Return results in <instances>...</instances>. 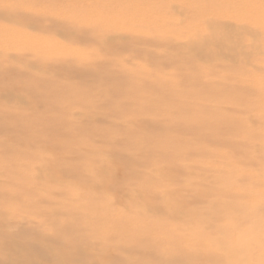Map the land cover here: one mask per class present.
<instances>
[{"label":"rangeland","instance_id":"1","mask_svg":"<svg viewBox=\"0 0 264 264\" xmlns=\"http://www.w3.org/2000/svg\"><path fill=\"white\" fill-rule=\"evenodd\" d=\"M69 1L0 0V223L50 234L48 243L62 247L72 230L53 235L54 223L86 220L87 235L92 227L112 233L120 220L131 247L112 254L125 259L121 264L131 257L136 264H264V0H257L262 8L250 6L253 0ZM135 1L141 8L131 6ZM206 34L240 41L245 52H253L252 43L258 49L247 62L211 63L209 50H196ZM149 74L154 84L146 97L169 94L173 99L155 103L168 113L190 98L212 122L239 127L198 138L166 120L171 131L159 130L141 109L138 90ZM203 84L205 92L196 87ZM192 85L199 95L191 98ZM147 194L164 199L162 206ZM173 201L199 222L171 216ZM77 206L87 209L82 219L66 222L65 209L80 212ZM103 247L95 252L110 248Z\"/></svg>","mask_w":264,"mask_h":264},{"label":"bare ground","instance_id":"2","mask_svg":"<svg viewBox=\"0 0 264 264\" xmlns=\"http://www.w3.org/2000/svg\"><path fill=\"white\" fill-rule=\"evenodd\" d=\"M64 1V0H63ZM130 1H132V0H130ZM134 1V0H133ZM243 0H241V2H242ZM69 2H71V0L69 1ZM71 3H74V2H71ZM77 3H79V2H77ZM81 3H83L82 1H81ZM84 3H85V1H84ZM87 3V2H86ZM108 3V2H107ZM117 3V2H116ZM128 3V2H127ZM138 3V2H137ZM136 3V1H135V3L134 2H132V4L131 3H128V4H131V6L133 5V6H142L141 4H137ZM175 3V2H174ZM215 3V2H214ZM75 4V3H74ZM97 4V3H96ZM120 4V3H119ZM122 4V3H121ZM213 4V3H212ZM215 4H218V2H216ZM83 5V4H82ZM88 5V4H87ZM95 5V4H94ZM102 5V4H101ZM100 5V6H101ZM103 5H105V3L103 4ZM111 5V4H110ZM144 5V4H143ZM169 5V4H168ZM196 5V4H195ZM214 5V4H213ZM223 5V4H222ZM243 5H245V4H242V6ZM250 6H254L253 8H262L261 6H263V5H260L259 6V4H258V2H257V0H253V3L252 4H249ZM90 6V5H89ZM92 6V5H91ZM116 6V5H115ZM144 6H146V5H144ZM202 6V5H201ZM208 6V5H207ZM241 6V7H242ZM84 7V6H83ZM86 7H88V6H86ZM104 7V6H103ZM112 7V6H111ZM147 7H148V4H147ZM214 7V6H213ZM215 7H217V5H215ZM117 8V7H116ZM123 8V7H122ZM141 8V7H140ZM205 8H206V6H205ZM219 8V7H218ZM243 8V7H242ZM245 8H246V6H245ZM60 9V8H59ZM72 9V8H71ZM215 9V8H214ZM213 9V10H214ZM220 9V8H219ZM62 10V9H61ZM98 10V9H97ZM206 10V9H205ZM50 11H52V10H50ZM112 11V10H111ZM153 11V10H152ZM157 11V10H156ZM212 11V10H211ZM74 12H75V10H74ZM113 12H115V11H113ZM207 12V11H206ZM48 13V12H47ZM71 13V12H70ZM117 13H119V12H117ZM212 13V12H211ZM69 14V13H68ZM132 14V13H131ZM155 14V13H154ZM161 14V13H160ZM105 15V14H104ZM151 15V14H150ZM213 15V14H212ZM152 16V15H151ZM196 16V15H195ZM200 16V15H199ZM164 17V16H163ZM198 17V16H197ZM43 18V17H42ZM71 18V17H70ZM130 18V17H129ZM179 18H180V16H179ZM200 18V17H199ZM217 18V17H216ZM251 18V20L252 21H249L248 19V21L247 22H249V23H251V24H255V25H257L258 23H259V21H258V19L257 20H253L252 19V17H250ZM157 19V18H156ZM159 19V18H158ZM168 19V18H167ZM166 19V20H167ZM197 19V18H196ZM160 20V19H159ZM171 20H173V19H171ZM177 20V19H176ZM198 20V19H197ZM99 21V20H98ZM120 21V20H119ZM196 21V20H195ZM194 21V22H195ZM223 21V20H222ZM153 22V21H152ZM258 22V23H257ZM198 23V22H197ZM138 24V23H137ZM160 24H161V22H160ZM176 24V23H175ZM156 26V25H155ZM168 26V25H167ZM179 26V25H178ZM264 26V25H263ZM102 27H103V25H102ZM143 27V26H142ZM152 27V26H151ZM166 27V26H165ZM243 28L245 27V26H242ZM153 28V27H152ZM177 28V27H176ZM180 28V27H179ZM198 28V27H197ZM201 28V27H200ZM168 29H169V27H168ZM174 29V28H173ZM150 30V29H149ZM156 30H158V29H156ZM181 30V29H180ZM200 30V32H198V35H199V33H200V35L202 36V34H204L203 32L201 33V29H199ZM203 30V29H202ZM78 31V30H77ZM153 31H154V29H153ZM153 31H151V32H153ZM184 31V30H183ZM190 31V30H189ZM204 31V30H203ZM246 31V30H245ZM107 32V31H106ZM171 32H173V31H171ZM170 32V33H171ZM195 32V31H194ZM92 33H94V31L92 32ZM91 33V34H92ZM98 33H100V31H98ZM165 33V32H164ZM174 33V32H173ZM90 34V33H89ZM119 34V33H118ZM166 34V33H165ZM196 34H197V32H196ZM96 35V34H95ZM102 35H104L103 34V32H102ZM101 35V36H102ZM144 35V34H143ZM148 35V34H147ZM116 36V35H115ZM130 36V35H129ZM149 36V35H148ZM182 36V35H181ZM206 36V38L204 37L202 40H204L203 42H202V44H200L201 42L199 41V46H196L197 47V49L196 50H198L199 52H206V50H209V52L210 53H212V57H211V63H215V61L213 62V60H214V58L215 59H223L222 61H224L225 60V62H235L236 64H240V63H242V62H247V60L248 59H250L251 57V53H253L254 52V50H256V49H258V46H256L257 44H254V43H252V50H253V52H245V51H243L242 49V43L240 42V41H236V42H234L233 40H231V39H221V38H219V37H217V38H215V37H210L209 35H205ZM207 36H209V37H207ZM238 36V35H237ZM100 37V36H99ZM114 37V36H113ZM200 37V36H199ZM203 37V36H202ZM257 37V36H256ZM96 37H94V39H95ZM103 38V37H102ZM177 38V37H176ZM240 38V37H239ZM104 39V38H103ZM129 39V38H128ZM178 39V38H177ZM183 39V38H182ZM242 39V38H241ZM185 40H186V38H185ZM240 40V39H239ZM260 40V39H259ZM108 41V40H107ZM178 41V40H177ZM180 41H182V40H180ZM93 42H94V40H93ZM103 42V41H102ZM116 42V41H115ZM107 43V42H106ZM112 43H114V42H111L110 44H112ZM116 44V43H115ZM163 44V43H162ZM165 44V43H164ZM184 44V43H183ZM91 45V44H90ZM135 45V44H134ZM168 45V44H167ZM166 45V46H167ZM186 45V44H185ZM191 46H192V44H190ZM42 46V45H41ZM53 46V45H52ZM51 46V47H52ZM107 46H108V44H107ZM111 46V45H110ZM142 47H143V45H141ZM165 46V45H164ZM169 46H171V45H169ZM168 46V47H169ZM187 46H189V45H187ZM187 46H186V48H187ZM191 46L190 47H188V51H192V50H190V49H192L191 48ZM193 46H194V44H193ZM163 47V46H162ZM172 47V46H171ZM181 47V46H180ZM50 48V47H49ZM111 48H113V47H110V49ZM184 48V51H185V53H186V51L187 50H185L186 48L185 47H183ZM182 49V48H181ZM194 49V48H193ZM6 50H7V48H6ZM183 50V49H182ZM196 50H194V51H196ZM169 51V50H168ZM113 52V51H112ZM120 52V51H119ZM130 53V52H129ZM133 53V52H132ZM154 53V52H153ZM165 53V52H164ZM208 53V52H207ZM205 54V55H208V54ZM102 54V53H101ZM118 54V53H117ZM142 54V53H141ZM159 54V53H158ZM187 54V53H186ZM193 54V53H192ZM195 54V53H194ZM203 54V53H202ZM132 55V54H131ZM136 55V54H135ZM154 55V54H153ZM152 54H151V56H153ZM163 55V54H162ZM75 56V55H74ZM156 56V55H155ZM161 56V55H160ZM76 57H78V56H76ZM154 57V56H153ZM157 57H159V56H157ZM152 58V57H151ZM180 58V57H179ZM197 58V57H196ZM195 58V59H196ZM200 58V57H199ZM155 59V58H154ZM172 59V58H171ZM178 59V58H177ZM176 59V60H177ZM195 59H193V60H195ZM75 60V59H74ZM160 60V59H159ZM188 60V59H187ZM186 60V61H187ZM189 60L190 61H192L191 60V58H189ZM108 61V60H107ZM110 61V60H109ZM151 61H152V59H151ZM163 61V60H162ZM173 61V60H172ZM174 61H175V59H174ZM189 61V62H190ZM106 62V61H105ZM158 62V61H157ZM188 62V61H187ZM194 62V61H193ZM203 62H205V60L203 61ZM217 62H218V60H217ZM228 62V63H229ZM164 63H165V60H164ZM163 63V64H164ZM192 63V62H191ZM210 63V62H209ZM106 64V63H105ZM108 64V63H107ZM183 64H184V62H183ZM54 65V64H53ZM162 65V64H161ZM165 65V64H164ZM175 65V64H174ZM185 65V64H184ZM196 65V64H195ZM205 65V64H204ZM210 65V64H209ZM208 65V66H209ZM213 65V64H212ZM215 65V64H214ZM213 65V66H214ZM216 65H219V64H216ZM40 66V65H39ZM38 66V67H39ZM48 66V65H47ZM50 66V65H49ZM55 66V65H54ZM100 66V65H99ZM191 66V65H190ZM199 66V65H198ZM244 66V65H243ZM64 67V66H63ZM98 67V66H97ZM101 67V66H100ZM103 67H104V64H103ZM47 68H49V67H46L45 69H47ZM79 68V67H78ZM78 68H77V70H78ZM88 69H89V67H87ZM192 68V67H191ZM195 68V67H194ZM193 68V69H194ZM201 68V67H200ZM214 68V67H213ZM50 69V68H49ZM49 69H48V71H49ZM196 69V68H195ZM42 70V69H41ZM72 71L73 70H75V69H71ZM47 71V72H48ZM85 71V70H84ZM242 71V70H241ZM46 72V71H45ZM74 72V71H73ZM80 72V71H79ZM83 72V71H82ZM88 72V70L86 69V73ZM101 72V71H100ZM115 72V71H114ZM191 72V71H190ZM197 72V71H196ZM199 72V71H198ZM207 72V71H206ZM210 72V71H209ZM85 73V74H86ZM192 73V72H191ZM82 74V73H81ZM84 74V73H83ZM105 74V73H104ZM218 74V73H217ZM112 75V74H111ZM204 75H205V73H204ZM219 75V74H218ZM195 76H196V74H195ZM191 77V76H190ZM219 77V76H218ZM143 78V77H142ZM142 78L140 77V80H142ZM151 78H152V74H149L148 76H147V79H148V82H150V83H145L144 81L143 82H141V87L142 88H140L138 91L139 92H141V98H143L144 99V105H142V107H141V109H142V111H144L143 113L144 114H146V115H149L150 117H151V120H150V124H153L154 126L155 125H158V126H160L159 127V130L160 129H164L165 130V133L167 134V133H169L171 130L170 129H172L173 127H165V126H163V124H164V122L166 121V120H170L171 122H172V125L171 126H179L180 128L182 127V128H186L187 130L186 131H188L190 134H192V135H196L198 138H200V137H204L205 135H207V134H209V132H210V130H213V131H215V132H219V133H223L224 134V130L226 129V128H231V127H237L238 126V124L237 123H235V122H231V121H228L229 123H228V126H227V124H222V120H221V124L219 123V122H212L211 120L212 119H210L209 117H207L208 115H202V113H201V108H203L204 106H203V104L201 103V104H194V101L193 100H191L190 98V100L188 101L186 98H182V99H180V104H179V107H178V110L180 111V112H171V113H168L167 111H165V110H163V108H160L159 107V104H155V103H158V100L159 101H161V100H163V99H166L167 97H169V98H171V99H173V97H170L169 96V94H166L164 91H163V94H161L160 96H156L155 94H150V96L149 97H146V92H147V90L149 89V88H151V87H153V84H154V82L151 80ZM197 79H198V77H196ZM193 79H195V78H193ZM196 79V80H197ZM143 80H144V78H143ZM31 81V80H30ZM192 81V80H191ZM157 82V81H156ZM155 82V83H156ZM196 82V81H195ZM218 84V83H217ZM191 85V84H190ZM206 85V84H205ZM205 85L203 84V85H201V87H198V86H196L199 90H202V91H204V88L203 87H205ZM210 85V87H211V84H209ZM192 86H194V85H192ZM207 86V85H206ZM62 87V86H61ZM195 87V86H194ZM195 87V88H196ZM197 88L196 89H193V91H191L190 90V96L189 97H193V96H198L199 95V92L197 91ZM208 88V87H207ZM62 89H64V88H62ZM190 89V88H189ZM188 89V90H189ZM168 90V89H167ZM187 90H185V92H186ZM208 91H210V90H208ZM188 92V91H187ZM186 92V93H187ZM205 92V91H204ZM202 93V92H201ZM166 94V95H165ZM212 94V93H211ZM65 98V97H64ZM69 98V97H68ZM176 98V97H175ZM59 100H60V98H59ZM63 100V99H62ZM207 101H210V100H208V99H206ZM190 101H192V102H190ZM61 102V101H60ZM201 102V101H200ZM199 102V103H200ZM161 103H163V102H161ZM166 103V102H165ZM174 103V102H173ZM126 104V103H125ZM128 104V103H127ZM122 105V104H121ZM177 105H178V103H177ZM200 105V106H199ZM125 106V105H124ZM171 107V106H170ZM169 107V108H170ZM55 108V107H54ZM128 108H129V106H128ZM145 108H146V110H145ZM198 108H199V110H198ZM134 109H135V107H134ZM130 110H131V108H130ZM207 110V109H206ZM213 111V110H212ZM215 111V110H214ZM213 111V112H214ZM139 112V111H138ZM207 113H209L208 111H206ZM120 113V112H119ZM210 114H212V113H210ZM139 115V114H138ZM120 116V115H119ZM117 117V116H116ZM210 119V120H209ZM221 119H223V118H221ZM225 119V118H224ZM214 120V119H213ZM215 120H216V118H215ZM225 120H227V119H225ZM56 121H58V120H56ZM119 121V120H118ZM232 121H234V119L232 120ZM135 123V122H134ZM60 124L62 125V126H60ZM127 124V123H126ZM55 125H57L58 127H63L66 131H68V129H67V127H66V125H64L61 121H59V123H57V124H55ZM68 125V124H67ZM226 125V126H225ZM66 128H65V127ZM210 127V128H209ZM239 127V126H238ZM177 129V128H176ZM179 129V128H178ZM179 130H181V129H179ZM209 130V131H208ZM182 131V130H181ZM69 132V131H68ZM227 132V131H226ZM264 145V144H263ZM264 147V146H263ZM263 147H261V151H262V148ZM256 156V155H255ZM257 157V156H256ZM104 164H106V163H104ZM109 165H107L106 164V167H108ZM103 166H101V168H102ZM110 167V166H109ZM102 169H104V167L102 168ZM101 169V170H102ZM100 170V171H101ZM107 170L108 169H105L104 170V172H107ZM93 171V170H92ZM91 174H94V173H91ZM108 174V173H107ZM96 175V174H95ZM169 175V174H168ZM98 176L100 177V178H103L104 179V183H103V185H105V184H107L106 183V177L104 176V175H102V172H100V174H98ZM95 181V180H94ZM98 184V183H97ZM96 184V185H97ZM141 191H143V190H141ZM140 191V193H142ZM162 191V190H161ZM164 191V190H163ZM173 191V190H172ZM131 192V191H130ZM149 192V191H148ZM152 192H155V191H152ZM158 192H160V191H158ZM145 193H147V191H145ZM144 193V191H143V193L141 194V195H139V196H141L142 197V195L143 194H145ZM160 193H162V192H160ZM207 193H208V191H207ZM132 194H133V192H132ZM149 194H150V192H149ZM164 194H165V192H164ZM164 194H161V195H164ZM169 195L171 194V193H168ZM209 194H212V193H209ZM128 195V194H127ZM151 195H154V194H152L151 193ZM155 195H156V193H155ZM156 196H158V195H156ZM198 196V195H197ZM204 196V195H203ZM209 196V195H208ZM146 197H149V201H150V196L147 194V196L145 195V198ZM152 197H154V196H151V199H152V201H153V199L154 198H152ZM162 198H163V196H161ZM166 199H168V197H166V194H165V196H164ZM171 197V196H170ZM143 199H144V196L142 197ZM157 198V197H156ZM172 198V197H171ZM208 200H209V198H207ZM147 200V199H146ZM145 200V201H146ZM154 200H156L157 201V199H154ZM171 200V199H170ZM148 201V200H147ZM146 201V202H147ZM152 201H150L151 203H152ZM161 202H163L164 201V199H162V200H160ZM160 201H157V202H154L153 204H156L155 206L157 207V205H160L161 203H160ZM168 202H169V199L167 200ZM174 203H170V207H171V210H170V208L168 209V210H170V211H168V212H170L171 214V216H172V214H174V216H180L181 218H182V215H180L179 213L181 212V214H185L187 217H189V218H191L190 220L191 221H193V222H196L199 218H197L198 216H197V214L195 213V212H193L192 210L191 211H189V210H183V209H181L182 207L181 206H179V204L178 203H176L175 201H173ZM8 203V202H7ZM157 203H160V204H157ZM167 203V202H166ZM211 203H212V201H211ZM149 204V203H148ZM153 204H151L152 206H153V208L155 207ZM163 204V203H162ZM162 204L160 205V206H162ZM169 204V203H168ZM7 205V204H6ZM6 205L4 206V208L6 209L7 207H6ZM128 205V204H127ZM150 205V204H149ZM151 205L149 206V207H151ZM167 205V204H166ZM218 205V204H217ZM216 205V206H217ZM221 204H219V206H220ZM9 206V209H8V211H12V208H14V207H11L10 205H8ZM130 206V205H129ZM165 206V205H164ZM214 206V205H213ZM212 206V207H213ZM219 206H217V207H219ZM51 207V206H50ZM59 207V206H58ZM58 207H54L53 208V213H57V211H58V209L60 208H58ZM68 207V206H67ZM155 207V208H156ZM159 207V206H158ZM221 207V206H220ZM219 207V208H220ZM76 208H82L81 206H77ZM219 208H214L216 211H218V209ZM222 208H223V206H222ZM150 209H152V207L150 208ZM66 211H64V213H68L67 215H68V217H67V219L65 220L66 222H72L73 220H74V218L76 219V218H78L77 220H81L82 218H81V214L83 213H85V210H87V209H84V210H82V209H80V212H76L75 211V209L74 208H72V210L71 211H69V210H67V209H65ZM165 210H167L166 209V206H165ZM209 210V209H208ZM214 210V211H215ZM220 211V210H219ZM225 211V210H224ZM260 211V210H259ZM262 211V210H261ZM154 212H155V210H154ZM210 212V214L208 213V216H210L211 215V213H213V215L215 214V212H211V211H209ZM257 211H255V213H256ZM175 213H176V215H175ZM199 213V212H198ZM216 213H220V212H216ZM178 214V215H177ZM169 215V214H168ZM200 215H201V213H200ZM216 215V214H215ZM212 216V215H211ZM218 216V215H217ZM96 218H97V216H95ZM157 217V216H156ZM199 217H201V216H199ZM204 217V215H202V218ZM113 218H115V216L113 217ZM172 218V217H171ZM210 218V217H209ZM224 218V217H223ZM64 219V218H63ZM127 219V222H128V218H126ZM174 219H176L175 217H174ZM195 219H197V220H195ZM203 219H208L207 217H205V218H203ZM177 220V219H176ZM200 220V219H199ZM199 220H198V222H199ZM64 221V222H65ZM202 222H203V220H201ZM55 222H57V221H55ZM60 222V221H59ZM201 222V223H202ZM114 232H112V233H107L106 232V230H104L105 232H100V230H102V228L99 230V231H97L96 229H95V227H92L91 228V231H92V233L91 234H84V232H87V231H83V230H88V227H90L89 225H90V223H88L86 220L84 221V222H77V223H72V224H69V223H67L68 225H65L64 223L62 224V225H60V226H58V227H56L54 224L52 225V230H53V235H65V231H64V229H66L67 231H71L72 230V232H71V239H70V241H68V243L67 244H65L66 246H62V247H55V246H53L52 244H50V243H48L50 240H52V236H50V234H43V233H38L37 235H29V233H27V228L26 229H23L22 227H20L19 225L17 226V225H14V226H12L11 225V223H9V224H7L6 226V228L4 227V225L2 224V223H0V230L2 231V232H4L5 234H4V237L3 238H0V243H2V244H0V245H2V248H1V251H4L3 252V261H0V264H37V262H40V263H42V264H46L45 262L46 261H44V260H46V259H48V261L50 262L49 264H109V263H112V264H121L123 261H125V259H123V260H121L120 258H115V257H112V254L117 250V249H120V248H122V249H124V250H128V249H130L131 247H130V245H128L127 243H126V241L124 240V238H125V236L127 235V234H125L124 232V225L120 222V220H118V221H115L114 220ZM129 223V222H128ZM191 223V222H190ZM130 224V223H129ZM138 224H140V221H139V223ZM3 225V226H2ZM141 225H143V223H141ZM69 226V227H68ZM138 226H140V225H138ZM216 226V225H215ZM4 228V229H3ZM3 229V230H2ZM136 229H137V227H136ZM159 229V228H158ZM139 230V229H138ZM153 230V229H152ZM64 231V232H63ZM77 232L78 233V235L75 233V232ZM80 231H82L83 232V234H81V232ZM124 231V232H123ZM159 231V230H158ZM157 231V232H158ZM224 231V230H223ZM43 232H45V231H43ZM63 232V234H61ZM123 232V233H122ZM152 232V231H151ZM103 233H104V235H106V237L103 235ZM114 233V234H113ZM21 234H28L29 236H28V238L27 239H25V240H22V239H20V238H15V240H14V242H11L13 239H14V236L15 237H19V235H21ZM33 234V233H32ZM101 234V235H100ZM112 234H113V236L114 235H123V239H115V238H113V236H112ZM125 234V235H124ZM151 234H154V232L153 233H151ZM90 235H92L90 238H88L89 240H87L86 239V237H88V236H90ZM153 236V235H152ZM158 236V235H157ZM54 237V236H53ZM154 238L156 237V236H153ZM159 237V236H158ZM135 238H137V239H139L137 236H135ZM135 238H133L135 241H137ZM157 238V237H156ZM158 239V238H157ZM73 240H76V241H73ZM162 240V239H161ZM160 240V241H161ZM261 240V239H260ZM101 241H103V242H101ZM118 241H121V243L120 242H118ZM138 242V241H137ZM216 242V241H215ZM71 243V244H70ZM122 243H124V245H122ZM140 243V242H139ZM160 243V242H159ZM154 244V243H153ZM104 245H108L110 248H108V249H106V252H103V254H97V252H95L96 250L98 251V250H100V249H105V247H103ZM125 245H127V246H125ZM11 248H13V252H10L9 250L11 249ZM107 248V247H106ZM186 248V247H185ZM187 249V248H186ZM248 249H249V247H248ZM104 251V250H103ZM245 251V250H244ZM207 251H205V253H206ZM129 259V264H136L137 263V261H138V259L137 258H134V257H131V258H128Z\"/></svg>","mask_w":264,"mask_h":264}]
</instances>
